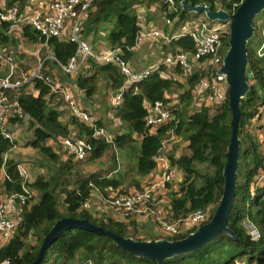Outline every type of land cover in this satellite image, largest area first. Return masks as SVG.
<instances>
[{
    "label": "trees",
    "instance_id": "1",
    "mask_svg": "<svg viewBox=\"0 0 264 264\" xmlns=\"http://www.w3.org/2000/svg\"><path fill=\"white\" fill-rule=\"evenodd\" d=\"M15 1L23 6L27 0H6V5L9 7ZM160 1L163 11L166 7H172L171 10L169 9L170 12L166 14V18L176 20H174V29L189 21L190 14L194 13H188L181 8L175 9L181 0ZM185 2L188 6L203 2L210 9L222 8L231 14L242 0H185ZM137 3L140 2L138 0H92L88 13L80 22L79 38L85 42L90 39L91 44L89 43V45L95 54L120 48L123 52L121 58L126 61L132 54L130 50L135 45L136 34L139 30L134 9V5L138 6ZM108 24H112L109 29L107 28ZM0 26L7 28L8 24L3 21L0 22ZM101 30H107V33L102 35ZM24 32L26 36L31 37L32 41H37L39 33L34 28L27 26ZM100 37L104 50H102L103 48L98 49L100 45L98 38ZM0 38L6 39L1 33ZM227 39V36L223 39L224 47H228ZM250 41L247 45L248 66L246 69L249 74L246 78L249 83V90L241 99L238 137L246 124L251 125L258 107L264 105V94L262 96L258 94L260 91L264 93V60L259 58L253 50H250ZM47 42L53 49V56L61 64H67L77 50L74 40L62 42L57 39V36H53ZM170 42L169 46L173 51L180 49L192 53L194 49V44L189 37L174 38ZM89 61L91 68L93 64L99 66L94 73L78 76L76 80L86 97L91 96L96 91L95 81L99 74L105 75V79L113 90L123 85L124 78L120 74L121 69L119 67L114 64H99L94 58L87 61L89 67ZM174 68L181 69V65L178 64ZM201 73V71L195 70L188 76L189 87L194 88ZM180 85L181 83L174 80L160 78L156 71L145 78L128 82L121 91V104L114 108L115 117L126 123L125 131L115 133L111 143L92 139L91 129L79 123L80 121L77 122L78 120L70 115V120L62 121L60 119L62 111L57 108V103L55 106L52 105L56 93H51L50 88L41 80L36 79L33 82V86L37 88L35 96L32 93H18V101L25 119L29 121L30 129H33L32 138L27 144L39 149L40 154L47 155L54 163H57L58 154L53 152L52 145L44 143V141L54 142L57 138H66L71 133L72 128L75 127L77 137L83 138L82 135L88 134L89 136L84 138L95 147L86 161L100 157L108 148L110 150L116 149L118 154L121 151V161L128 163L126 167L129 170L123 171V167L118 168V161L114 155L112 156V164L108 165L104 172L83 174L82 176L76 173L79 176L75 182L76 187L72 190L66 189L63 203L58 202L57 185L60 184L62 174L71 168L69 162L59 163L54 177L51 178L54 185L51 186L50 181L46 182L41 178H37L31 184H26L31 190L30 198L33 196V189L41 192L39 199L34 204L28 205L29 207H22L20 224L15 230V234L7 244L0 246V259H9V264H31L38 255L40 243L44 236L48 234L59 219L64 217L87 219L88 222L96 226H101L117 235L130 237L134 240L157 238L177 240L185 237L198 225L209 221L208 219L218 204L222 192L224 181L222 169L226 163L224 153L230 141L231 113L228 108L227 94L223 101L214 103L215 112L212 115L209 112V105L213 103L205 100L206 94H200L197 96L200 104L194 105L190 111L187 109L183 111L182 108V112L178 113V105H175L177 107L175 110L176 124L171 123L155 128L148 126L145 122L147 106L155 100H164L170 87ZM190 95V90L180 93L179 102L185 103ZM191 111L192 113H190ZM9 121L10 124L16 121L20 125L23 123L16 118ZM169 127H173L177 136L188 143L185 153L175 157L172 153L166 155L171 165L176 164L183 174L181 194L173 200L171 208L169 207L167 211H171V218L173 217L170 221L175 222L181 219L180 217H185L188 213L196 212V210L207 212L206 218L188 229V232L186 230L173 234L166 233L167 235L156 237L137 235L138 224L135 219L126 223L108 217L106 219L94 217L91 210L85 207V201L91 192L98 190L102 197H109L108 191L114 192L117 188L122 190V182L125 181V178L132 179L134 186L140 188L141 185L136 182L137 179L135 180V177L131 175L137 173L140 178L154 169L155 155L161 153L162 136L165 135ZM262 127L258 128L261 134L264 132V126L262 125ZM255 132L257 140L247 133L240 138L239 166L236 173L237 187L235 200L228 218V227L235 237L231 238L221 233L212 242L196 251L165 259L162 264H238L243 259L245 264H264V136ZM245 138H247L246 142ZM12 148L13 146L0 134V185L3 187V192H6L5 194L22 192L23 189L22 179L18 174L14 160L8 159L5 162L4 171L6 175L4 178L2 175L4 154L10 152ZM131 163L135 164L133 168ZM204 163L210 165L206 166V170L212 168L210 173L198 169L197 164ZM133 170L134 174H132ZM111 172H115V175L107 176V173ZM259 176H261L260 179H258ZM30 198L25 205L28 204ZM253 209H256V215H254ZM127 215L125 213V216ZM254 218L258 220L257 224H254L256 220ZM251 230L258 232L257 240L251 239ZM28 237L35 239V245H31L23 251L24 242ZM77 261L79 264H157L156 261L140 256L136 257L119 246L117 247L115 242L104 235H96L80 228L66 229L61 232L52 246L46 250L39 264H76Z\"/></svg>",
    "mask_w": 264,
    "mask_h": 264
},
{
    "label": "built area",
    "instance_id": "2",
    "mask_svg": "<svg viewBox=\"0 0 264 264\" xmlns=\"http://www.w3.org/2000/svg\"><path fill=\"white\" fill-rule=\"evenodd\" d=\"M47 1L49 7L45 11L28 12L21 10L16 3H12L6 10L4 9L0 13V19L6 22L12 30L31 26L45 39L59 36L64 31L66 24L72 22L71 35L77 45L75 55L69 59L67 64H61L52 55L44 59H39L35 68L28 74L21 72L14 78L0 75V134L13 146L12 149L16 148L18 137L17 133L7 126V123L11 119H23L25 117L18 101L17 90L31 81L34 82L36 79L41 80L47 85L52 93H58L62 97L64 104L69 109L70 115L89 126L92 131V139H105L107 136L105 128L97 124L96 118L90 112H87L86 109L77 104L69 89L65 85H61L53 80L49 74L44 72L43 64L47 59H50L65 74H74L83 67L87 68V61L91 58H94L99 63L114 62L121 68L127 82H133L134 80L143 78L149 72L143 71L142 73H138L132 70L128 63H125L121 58L120 48H113L95 54L91 50V46L79 38L80 22L88 13L92 0ZM165 23L169 25L171 22L167 19ZM229 25V21H208L206 18L202 19L198 17L196 20L191 21V23H185L178 30L172 32H165L156 27L152 29L140 27L136 34L135 45L131 50L144 42L160 40L170 44V41L174 38L189 37L194 44L192 53L176 50L171 55L168 54L163 57L160 62L167 67L180 64L184 77H188L195 70L201 71V76L197 79L196 95L206 94V101L212 103L216 101L221 102L227 94V84L224 75L219 73L218 70L223 64L222 59L227 50V47L223 46V39L226 36L228 37ZM262 40H264V33ZM257 54L259 57L264 55V42L258 48ZM0 59L9 66L11 71L18 67L12 53L0 54ZM205 60L208 61V66L203 64ZM158 66L151 69L150 72L157 70ZM161 75L167 76L165 74ZM120 100L121 95L117 94L115 96V102L117 103ZM174 102L176 101L174 100ZM175 105L176 103H169L162 99L155 100L147 106L145 122L152 128L156 126H167L171 123L176 124L175 110L177 107ZM257 117L260 120V124L264 126V105L258 107ZM177 139L178 136L174 128H167L165 135L162 136L161 150L170 147ZM61 144H63V147L75 161L85 160L94 150V146L84 138H63L61 139ZM7 160L8 156L6 154L3 158L2 172L4 171V164ZM154 160L159 163V180L157 179L156 183L142 190L133 191V193L128 195H120L112 203L116 210L120 209L131 213L139 212L153 215L155 220L162 225L167 233L173 234L180 232L182 228H187L186 226L188 224L179 223V220L173 223H167L160 217V210L152 208L153 198L160 189L158 186H165V183L170 182L175 175L171 163L167 160L166 156L159 153L155 155ZM16 165L18 174L22 179L23 189L22 192L8 194L3 199H0V235L4 239H8V235L11 236V233L18 228L21 209L31 196V190L26 185L28 176L27 168L23 163H16ZM260 178L261 176L258 177V179ZM206 216V214L196 211V213L188 217V220L190 224L197 225ZM250 233L251 239L257 240L259 236L258 232L251 230ZM0 264H9V259L0 260Z\"/></svg>",
    "mask_w": 264,
    "mask_h": 264
},
{
    "label": "rangeland",
    "instance_id": "3",
    "mask_svg": "<svg viewBox=\"0 0 264 264\" xmlns=\"http://www.w3.org/2000/svg\"><path fill=\"white\" fill-rule=\"evenodd\" d=\"M137 3L139 5H141L142 7L144 6V11H140V8L138 7L137 11H138V17L137 20L139 19V23L141 25L146 26V21L148 19H153V23H155L157 25L158 28L162 29V30H166L168 32H172L174 30V25H175V21L174 19L169 20L171 23L169 25H166L165 20H167V16L166 14L169 11V9L171 10V8H165L163 11V7H162V3L160 0H138ZM0 8L2 10H6L8 8V5H6V0H0ZM190 22L197 19L198 17H203L202 14L199 13H191L190 14ZM204 18V17H203ZM1 21V19H0ZM174 21V22H173ZM189 21H186L188 23H190ZM186 22L182 23L179 27H181L182 25H184ZM254 33L251 37V41L249 44V48L250 50H253L254 53L258 56L257 54V50L258 48L262 45V43L264 42V40H262L261 38V44L260 41L258 40V34L260 31V26L263 25L264 26V11H262L259 15L256 16L255 18V22H254ZM112 24H108L107 28H111ZM102 31V35L107 33V30H101ZM104 37V36H102ZM92 41V38H91ZM99 42V46L98 49H102L103 48V42L101 41V37L98 38ZM259 41V42H258ZM87 44L90 43V39L86 42ZM91 44V43H90ZM169 43H165L162 42L160 40H153L152 42H144L141 43L139 45H137L136 47H138L136 49V51L129 55L128 57V61L129 63L132 65H134L136 72L140 73L143 72L145 70H147L152 64L153 61H155V59L160 58L162 55H167V54H172L174 51L173 49L171 50ZM259 45V46H258ZM27 48L32 47L31 45H25ZM91 46V45H90ZM159 50V51H158ZM46 53H39V57H43L45 56ZM259 57V56H258ZM259 58H264V55L259 57ZM96 63V62H95ZM125 63H127L125 61ZM33 64V62L31 63V65ZM90 64V61H89ZM98 64V63H97ZM203 64H205V66H208V61H204ZM97 66L96 64L92 65L91 68V72L94 73V71L96 70ZM134 70V71H135ZM173 72V71H170ZM181 72L180 68H176L174 71V74L178 75ZM69 75V74H68ZM56 76L61 77V73L57 74ZM71 77L68 79V81L72 80L73 76H68ZM179 82V81H176ZM254 82V80L252 81V83ZM180 83V82H179ZM96 91L94 92V94H92L89 97L84 96L83 97V91L80 90V88L78 87L77 91H79V96L75 95V98L78 99L79 97V104H82L85 106V108H96L98 110V113L103 115L106 117V120H104V123H106L108 125V127L106 128V131H108L106 133V135L108 134V136H113L115 134V132H122L125 124L124 122H122L121 120H113L110 118V115L115 117V111H113L112 105L109 102L108 98L110 95L109 90H107V86H109V84H107V80L105 79V75L104 74H99L96 81ZM197 84V83H196ZM25 87V86H24ZM22 87L20 89L17 90V93H23V90L27 87ZM196 89V85L194 86V88L189 87V82H187L185 79L184 81L181 82L180 86H173L170 87L168 89V92H166L164 100L166 102L169 103H173L176 105H178V113L182 112V108L183 111L184 109H187L188 111L192 110L194 106V104L199 105V98L197 97L196 93L194 92ZM190 90L191 91V95L190 97L186 100L185 103H181V102H177L178 98H179V94L183 93L184 91ZM194 90V91H193ZM76 91V93H77ZM109 91V92H107ZM30 93V92H29ZM113 94V93H112ZM259 95L260 92H258ZM264 94V93H263ZM177 98V99H176ZM76 99V100H77ZM176 99V102H174V100ZM53 105H55L57 103L58 105V109L61 110L62 113V121H67L68 119L70 120V116L68 115V109L65 107V105L63 104L61 98L58 95H55L54 99L52 100ZM214 103L212 105H209V112L210 115L214 114ZM96 104L98 106H96ZM204 104V102H203ZM112 109V110H111ZM192 113V111L190 112ZM103 120V118H102ZM23 123L22 125L17 124L18 121L15 122V127L12 128L9 126V128L13 131H15L17 133V137H18V143L16 144V148L12 149L10 152H8V159H12L14 160V162L16 163H23L26 165V168L30 171V175L27 176V181L26 184H31L33 182H35L37 180V178H41L46 182L50 181L51 186L54 185L53 181L51 180L52 177H54L55 172H56V168L58 167L59 163H64V161L69 162L68 164L71 165V168L64 172L62 174V178L60 179V184L57 185V194H58V202L59 203H63V199L65 196V191L66 189H75L76 187V179L79 177L76 173L80 174V176L87 175L90 173H100V172H104L106 171V168L108 167V165L112 164V156L115 155V159L116 161H118V167H123V171H127L129 170V168L126 167V165L128 164L127 162L121 161V157H122V153L121 151L115 150H110L109 148L98 158L94 159V160H89V161H82V160H73L72 156L70 154H68L67 150L63 147V144H61V139H57L56 141L52 142L50 140H46L44 141V143H47L49 145L53 146V152L57 153L59 158L57 163H54V161L52 159H50L47 155H42L39 153V149L37 148H33L32 146L28 145V141L31 140L32 138V133H33V129H30V125H29V121L27 119L25 120H21ZM77 121V120H76ZM79 122V121H77ZM80 123V122H79ZM254 125H257L255 122H251L250 124H246L244 129L242 130V132L240 133L239 139L241 138V136L243 137L246 133L251 136L253 139H256V135L255 133H258L259 135L264 136V132L261 134V131L258 130L259 127H253ZM75 128V127H74ZM87 133V132H85ZM91 135H92V131H91ZM77 136V132L75 133H70L66 138L70 137L73 138ZM88 134H84L82 135V137H88ZM104 138H99L96 140H103ZM182 139L179 138V142L176 144L175 149L173 151V156H178L179 153H185L186 149L184 148V142L181 141ZM245 142L247 141V138L244 139ZM171 147V146H170ZM168 147V148H170ZM117 155V156H116ZM90 157V156H89ZM88 157V158H89ZM118 157V160H117ZM163 161H165V159H163ZM132 168L135 166L134 163H131ZM206 166H210L207 163L204 164H197V167L200 171H204L205 173H210L212 171V168L210 167L209 170H206ZM171 167L173 168L174 171V178L170 181L165 183V186L161 187V185H159L158 187L160 188L159 191L156 193L155 197L153 198V204H152V208L156 209V210H160L161 214L160 217L162 218L163 221L170 223L173 219V217L171 218V211L167 212L169 209V207L171 208V203L173 202V200H175L180 194V188L183 185V178H182V171L181 169L175 164V165H171ZM159 163L156 162L154 169L149 172L148 174L142 176L139 178V175L136 173V175H131L135 177V180L137 179L136 182H138V184H140V188H138V186H134V182L132 181V179L130 178H125V181H123V187L122 190L120 189H116V191H108L107 193H109V197H102L101 194L95 190H93L91 192V195L89 196V198H87V200L85 201V207L88 208L89 210H91L92 214L94 215V217H101L102 219H106V217L113 219L115 221H124V222H128L132 219H135L137 224H138V233L137 235L139 236H147V235H153V236H163V235H167L165 232V230L163 229L162 225L155 220V218L153 217V215H148L146 213H131V212H126L120 209H117L114 207L112 201L117 199L118 196L120 195H128L133 193V191L136 190H142L146 187H149L150 185H152L153 183H156L157 179L159 180L160 174H159ZM132 174H134V170L132 171ZM3 178L6 175L5 171L2 172ZM115 175V174H112ZM52 181V182H51ZM1 184V181H0ZM31 188V187H30ZM32 189V188H31ZM33 196L30 198L29 202L27 205H25L26 207L28 205L34 204L35 202H37V200L39 199L40 196V191L39 190H33ZM6 192H3V187L0 185V198L3 197V195ZM8 195V194H6ZM29 207V206H28ZM196 211H200L201 213L207 214V212H203L202 210H196ZM125 213H127L128 215L125 216ZM194 212L188 213L185 217H180L181 219L179 223L182 222V224H188L187 229L182 228V231L188 232L192 226V224H190L188 217H190L191 215H193ZM253 213L254 215H256V209H253ZM104 217V218H103ZM256 219V218H254ZM258 220L256 219L254 224H257ZM187 222V223H186ZM252 222V221H250ZM173 223V222H172ZM155 228L157 230V233H153V229ZM15 234V231L13 233H11V236L8 235V239H4L1 235H0V246H3L5 244H7V242L10 240V238ZM145 234V235H144ZM172 234V233H169ZM31 245H35V239L33 237H28L25 242H24V248L23 251L27 250ZM2 259H6V258H2ZM0 259V260H2ZM76 260V259H74ZM73 260V261H74ZM72 262V261H71ZM76 264H79V261L75 262ZM238 264H245V260L243 259L241 262H239Z\"/></svg>",
    "mask_w": 264,
    "mask_h": 264
},
{
    "label": "water",
    "instance_id": "4",
    "mask_svg": "<svg viewBox=\"0 0 264 264\" xmlns=\"http://www.w3.org/2000/svg\"><path fill=\"white\" fill-rule=\"evenodd\" d=\"M182 9L188 13L203 14L208 21H229L228 47L223 56V64L218 70L225 77L227 84L228 108L231 113L230 138L224 153L226 163L222 169L223 188L209 221L200 224L185 237L177 240L166 238L138 239L117 235L101 226H96L87 219H73L64 217L59 219L41 241L38 255L31 264H39L46 250L58 238V235L66 229H83L96 235H104L110 238L123 250L138 257H144L157 264H162L165 259L176 257L196 251L212 242L217 235L224 233L234 238V233L228 227V218L234 203L237 180L236 173L239 166V152L241 140L238 137V124L240 116L241 99L249 90L246 78L248 66L247 45L254 33V19L264 11V0H242L239 6L231 14L224 9H210L205 3L188 6L185 0H181L176 9Z\"/></svg>",
    "mask_w": 264,
    "mask_h": 264
},
{
    "label": "crops",
    "instance_id": "5",
    "mask_svg": "<svg viewBox=\"0 0 264 264\" xmlns=\"http://www.w3.org/2000/svg\"><path fill=\"white\" fill-rule=\"evenodd\" d=\"M12 3H16L18 5V7H20V9L25 10V11H28V12H32V11H39V12L40 11H45L49 7L48 6L49 3H48L47 0H27L23 4V6H21L18 1H15V2H12ZM172 6H174V5H172ZM138 7L140 8V11H144V6L142 7L139 4H138V6H135L134 5V9H135V13H136V16L137 17H138V15H137L138 14V11H137ZM175 9H176V7H175ZM0 10H1V8H0ZM1 12L2 11H0V13ZM202 16L205 18V16L203 14H202ZM203 17H202V19H203ZM199 18H201V17H199ZM0 22H3V21L1 20ZM137 23L139 25V28L140 27H148V28H151V29L153 27L158 28L157 25L155 23H153V19L152 20L151 19H148L146 21V26L141 25L139 23V19L137 20ZM6 27L7 28L0 26V33L6 37L5 40H3V38H0V54L12 53L18 67L16 69H14L13 71H11V69L9 68V66H7L0 59V75L5 76V77H9V78H14V77L18 76L19 73H21V72H23L25 74H28V73H30L35 68V65L37 64V62L39 61V59H44V58H47L48 56H52L53 55V49L50 47V45H48V42H47L48 39H45L42 36L38 35L37 41H35V40L32 41V39H31L30 36H26V34H24L25 33L24 32L25 27H27V26L22 27L21 29H13V30L11 28H9L8 26H6ZM179 28L180 27L178 26L173 31H176ZM71 30H72V22H69V23L66 24V26L64 28V31L59 36H57V39L60 40V41H62V42L67 41V40L73 41L74 39H72ZM263 33H264V26L261 25L260 26V31H259V34H258V40L260 41V44H261V41H262L261 38H262ZM24 44L25 45H31L32 47L27 48L26 46H24ZM137 48L138 47H135L132 50H130L132 52V54L136 51ZM104 49L105 48H103L102 50H104ZM176 50H180V49H175V51ZM39 53H46V55L43 56V57H39L38 56ZM121 55H123V52H121ZM163 57H165V55H162L160 58H157V59H155V61H153V64L147 70H145V71H149L146 76H148L150 73H153L154 71H156L157 74L159 75V77L162 78V79H166V80H170V81H173V80L174 81H179L180 83L182 81H184V79L186 81L188 80L187 79L188 77H184L183 76V74H182V68H181V72L178 75H176V74H174V71H175V68L174 67L177 66V65L172 66V67H167L164 64H162L160 61L162 60ZM263 60H264V58H263ZM32 62H33V64L31 65ZM126 62L132 68V70H135L134 65L132 67V65H131L132 63L130 64L129 61H128V59L126 60ZM99 64H112V65L114 64L117 67H119L114 62L113 63H99ZM43 65H44V67H43L44 72L47 73V74H49L53 78V80H55L59 84L65 85L69 89V91L71 92V94L73 95L74 98H75L74 94L76 96L77 95L79 96V94H80L79 91H77V89L79 87V85L76 83L77 77L78 76H85V75L92 74V72L89 71L90 68H91V64H90V67L89 66L87 68L83 67L82 69L78 70L74 74H69V75L68 74H65L61 70H59L57 68V66L50 59H47ZM156 66H158V69L157 70H153L152 72H150V70L153 69ZM162 66H164V68H162ZM170 71H173V72H170ZM59 73H61V77L56 76ZM120 74L124 78V82H123V85L122 86H120L118 89H114V90L110 87V85L107 86V90L111 91L108 100H109V102L112 105L113 111H115L114 108L116 106H118L119 104H121V102H122V92L121 91L124 88V86H126V84H128V82L126 81V77L123 75L122 71H120ZM161 74H165L167 76L165 77V76H162ZM70 75L73 76V78H72V80L68 81V79L71 78V77H68ZM145 77H143V78H145ZM107 84H108V82H107ZM196 86H197V84H196ZM25 87H24L25 89L23 90V92H25V93H29L30 92V93H32L33 96H35V94H37V88H35V86H33V82L26 84ZM80 90L83 91L81 88H80ZM76 91H77V93H76ZM109 91H107V92H109ZM117 94H120L121 95V100L116 103L115 102V96ZM260 94L262 96L263 92L260 91ZM56 95H58L61 98L62 102H63L62 97L58 93H56ZM84 96L85 95H84V91H83V97ZM263 98H264V95H263ZM76 99L77 98H75V100ZM176 99H175V101H176ZM78 100H79V97L76 100L77 101V104H79V102H80V101L78 102ZM177 100H178L177 102L179 103V98ZM63 104H64V102H63ZM52 105H53V102H52ZM64 105L67 108V105L66 104H64ZM79 105L82 108L86 109L87 112H90L96 118L97 124L103 126L105 128V130H106V128L108 127V125L106 123H104V120H106V117L104 115L102 117V115L98 113V110L96 108H94V109H92V108H85L84 105H82V104H79ZM194 105H197V104H194ZM96 106H98V105L96 104ZM192 107H194V106L192 105ZM68 115H70L69 109H68ZM61 117H62V114L60 116V119H61ZM102 118H103V120H102ZM110 118L113 119L114 121L115 120H118L117 117H113L111 115H110ZM18 120H25V117L23 119H18ZM252 122L253 123L255 122L256 124H258L259 127H262V125L260 124V120L257 117V113L255 114ZM80 123L84 124L83 122H80ZM14 125H15V123L10 124V121L7 123V126H10L12 128L15 127ZM84 125L86 127H89L86 124H84ZM254 126H257V125H254ZM0 129H1V126H0ZM124 131H125V129H123L122 132H124ZM75 132H76V130H74V128H72L71 133H75ZM107 132L108 131H106V133ZM122 132H120V131L118 132L117 131L115 133H122ZM75 137H77V136H75ZM75 137H73V138H75ZM68 138H70V137H68ZM179 138L182 139L181 137L178 136V139L175 141L174 144H171V147L170 148L166 147V148H163L162 150L160 149L161 150L160 152L164 156L169 155L171 153L173 154V151L175 149V146L179 142ZM59 139H63V138H59ZM103 140L105 142H107V143H111L112 136H108V134H107L106 138L103 139ZM181 141L184 142V148L187 150V144H188L187 141H184L183 139ZM6 154L8 156V152L5 153L4 156ZM180 154H183V153H179V155ZM87 159H88V157L85 160H82V161H86ZM23 165H25V164H23ZM25 167H26V165H25ZM27 172H28V175H30V171L28 169H27ZM112 174H115V172L107 173V176L111 177V176H113ZM5 196H6V194H4L3 197H1L0 199H3ZM152 229H153V233H157V230L155 228H152Z\"/></svg>",
    "mask_w": 264,
    "mask_h": 264
}]
</instances>
